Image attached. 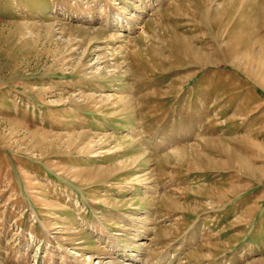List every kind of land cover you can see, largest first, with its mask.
<instances>
[{
  "label": "rangeland",
  "instance_id": "obj_1",
  "mask_svg": "<svg viewBox=\"0 0 264 264\" xmlns=\"http://www.w3.org/2000/svg\"><path fill=\"white\" fill-rule=\"evenodd\" d=\"M0 264H264V0H0Z\"/></svg>",
  "mask_w": 264,
  "mask_h": 264
},
{
  "label": "bare ground",
  "instance_id": "obj_2",
  "mask_svg": "<svg viewBox=\"0 0 264 264\" xmlns=\"http://www.w3.org/2000/svg\"><path fill=\"white\" fill-rule=\"evenodd\" d=\"M239 167L247 170L245 163H243L242 161L240 162Z\"/></svg>",
  "mask_w": 264,
  "mask_h": 264
}]
</instances>
